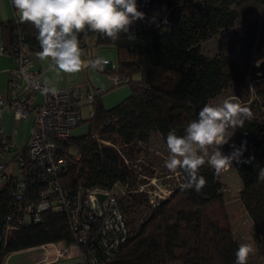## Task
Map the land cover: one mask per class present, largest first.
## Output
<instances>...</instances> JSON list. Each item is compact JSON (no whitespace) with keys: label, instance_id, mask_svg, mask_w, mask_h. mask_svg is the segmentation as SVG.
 Segmentation results:
<instances>
[{"label":"trees","instance_id":"1","mask_svg":"<svg viewBox=\"0 0 264 264\" xmlns=\"http://www.w3.org/2000/svg\"><path fill=\"white\" fill-rule=\"evenodd\" d=\"M188 2L189 10L169 22L146 25L136 21L130 28L132 39L122 33L113 41L87 29L78 34L80 48L90 51V62L97 58L96 47L115 48V65L103 72L127 77L129 86L128 95L109 107L103 104L104 92L97 94L93 115L79 125L82 132L72 135L70 145L65 146L68 157L59 177L63 190L70 197L82 187L111 189L126 225L124 239L110 253L99 235L91 236L93 264H235L240 243L225 211L220 174H215L207 162L199 169L198 174L207 181L199 192L183 187L186 173L182 169L177 170L183 185L174 187L154 205L148 204L144 194H133L128 188L137 175L127 160H136L153 134L168 152L169 131L184 135L187 124L198 118L205 104L244 80L236 61L219 54L207 56L200 43L232 27L240 6L264 0H141V6L146 10ZM12 7L14 18L0 22L4 48L22 43L31 53H39L37 30L21 22ZM256 96L264 110V82ZM101 139L112 145L103 144ZM242 144L245 150L241 160L250 162L233 161V166L242 182L240 199L252 222L253 239L264 254V181L257 179L260 168H264V115L251 113L243 127L236 129L234 145L240 148ZM19 152L25 154V148ZM15 178L14 173H7L0 180V264H5L12 252L68 240L72 235L71 217L66 211L50 208L36 219L29 216L25 207L37 200L40 185L28 183L24 198L17 199L12 190ZM90 257L86 254L83 262L74 259L69 263L89 264Z\"/></svg>","mask_w":264,"mask_h":264},{"label":"built area","instance_id":"2","mask_svg":"<svg viewBox=\"0 0 264 264\" xmlns=\"http://www.w3.org/2000/svg\"><path fill=\"white\" fill-rule=\"evenodd\" d=\"M1 52L11 55L13 63L8 70V87L5 92L0 90V112L4 108H10L18 119L27 118L31 114L33 126L25 146V154L13 151L11 142L4 136L0 126V180L6 178L7 173H14L11 165L16 163L18 173H14L16 178L12 187L15 198H24L28 183L37 182L40 185L37 200L29 201L25 207L24 211L29 216L36 219L43 210L53 208L66 211L71 217V238L31 247L42 250L40 258L32 264H53L62 259L83 262L86 254L92 256L88 262L93 264L96 259L91 252V236L99 235L101 243L110 253L126 234L116 193L104 187H82L69 197L63 190L59 177L68 157V148L65 146L70 145L72 135L82 132L78 129L79 125L93 115L92 103L103 90L91 86L86 78L77 84L49 86L42 79L41 71L32 67L31 52L22 43L6 50L0 42ZM81 52L84 53L82 60L85 66L89 65V49L81 48ZM101 64L110 65V61L101 59ZM110 81L111 84L126 83L127 77L110 74ZM44 88L55 89V93H45ZM38 94L39 100L36 98ZM100 141L112 145L108 140ZM13 156L14 159L11 160ZM97 193L105 194L101 207ZM154 204L156 203L151 205Z\"/></svg>","mask_w":264,"mask_h":264},{"label":"clouds","instance_id":"3","mask_svg":"<svg viewBox=\"0 0 264 264\" xmlns=\"http://www.w3.org/2000/svg\"><path fill=\"white\" fill-rule=\"evenodd\" d=\"M12 4L20 21L32 24L37 30L40 58L50 60L55 68L69 74L85 66L79 33L87 29L113 41L127 33L132 39L131 26L145 18V13L138 10L137 0H12ZM100 65L99 59L91 62L92 67ZM43 91L55 93V89L44 88ZM250 115L248 108L229 100L205 104L198 118L187 124L184 135H177L174 129L167 134L166 168L172 172L182 169L186 173L183 187L199 192L207 183L206 178L198 174L206 162L217 175L232 167L233 161L249 163L250 160H241L245 144L240 148L232 145L233 151L227 155L222 147L231 138L229 129L242 128ZM257 179L264 181V168H260ZM253 251L250 244H240L235 252V264H247Z\"/></svg>","mask_w":264,"mask_h":264},{"label":"rangeland","instance_id":"4","mask_svg":"<svg viewBox=\"0 0 264 264\" xmlns=\"http://www.w3.org/2000/svg\"><path fill=\"white\" fill-rule=\"evenodd\" d=\"M138 10L145 13V18L139 20L146 25L155 22H169L178 14L187 12L191 3H183L178 6L152 9H143L141 0H137ZM202 52L207 56L224 55L239 64L244 74L243 83L231 86L211 100V104H219L224 100L238 103L250 110V113L257 116L264 115V110L259 105L256 96L258 88L264 82V3L248 2L239 7V16L234 25L228 29L218 32L216 35L203 40L200 43ZM100 61L106 58L110 65L116 62V50L111 46L96 47L93 50ZM108 65V68L110 67ZM102 64L93 67V70L104 81L107 91L103 93L104 103L108 106L114 105L129 93V86L126 83L112 87L110 76L101 72ZM108 106V107H109ZM233 133V135H232ZM231 136L228 144L222 147L224 154L233 151L236 139V129H229ZM147 148L137 155L136 160L127 164L132 167L136 179L128 186L133 194L142 193L148 199V204L157 203L160 199L167 197L174 187L183 185V178L178 170L172 172L165 166L169 153L156 134H153ZM212 149H209L211 154ZM208 159V157H205ZM13 172L18 173L16 163H12ZM222 183L221 192L227 212L229 223L235 239L240 243H248L254 251L249 255L247 264H264L262 254L252 236V222L240 199L242 182L233 164L220 173ZM1 184V183H0ZM39 253L35 250H19L10 253L5 258V264H26L33 261V254ZM36 259V258H35ZM36 262V261H35Z\"/></svg>","mask_w":264,"mask_h":264},{"label":"crops","instance_id":"5","mask_svg":"<svg viewBox=\"0 0 264 264\" xmlns=\"http://www.w3.org/2000/svg\"><path fill=\"white\" fill-rule=\"evenodd\" d=\"M15 13L12 7L11 0H0V22L8 21L14 18ZM1 42V32H0ZM40 53V52H39ZM35 53L30 54V63L33 68H37L41 71L42 79L51 87H60L67 84H77L83 79H88L91 86L101 88L104 93L107 88L103 84V79L96 74L91 65L83 66L82 69L77 73H65L55 68L51 61L48 59H41L40 56ZM94 56L98 58V55L94 52ZM81 58H84V53L81 52ZM96 58V59H97ZM106 59V58H102ZM11 55L1 52L0 53V90L5 92L8 87V70L12 66ZM109 64L102 65L101 72L108 68ZM103 96V95H102ZM37 100L40 99V95L36 96ZM103 104L104 99L102 97ZM116 104V103H115ZM109 106V105H108ZM107 106V107H108ZM112 106V105H111ZM0 126L2 128L4 136H6L12 144L13 151H19L25 148L32 131L33 116L30 114L27 118H15L10 108H4L0 112ZM35 250L39 253L33 254L34 259L30 263L32 264L38 260L41 256L42 250L38 247L36 249L26 248V250ZM25 250V249H23ZM36 258V259H35ZM73 259H62L61 262L69 263ZM61 263V264H62Z\"/></svg>","mask_w":264,"mask_h":264},{"label":"water","instance_id":"6","mask_svg":"<svg viewBox=\"0 0 264 264\" xmlns=\"http://www.w3.org/2000/svg\"><path fill=\"white\" fill-rule=\"evenodd\" d=\"M96 197L98 199V204L101 207V203L105 199V194H103V193H97L96 194ZM94 204H95V209H97V204L95 202H94Z\"/></svg>","mask_w":264,"mask_h":264}]
</instances>
